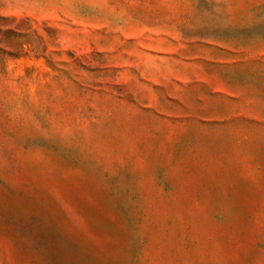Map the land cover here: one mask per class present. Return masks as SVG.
I'll return each instance as SVG.
<instances>
[{
	"label": "rangeland",
	"instance_id": "rangeland-1",
	"mask_svg": "<svg viewBox=\"0 0 264 264\" xmlns=\"http://www.w3.org/2000/svg\"><path fill=\"white\" fill-rule=\"evenodd\" d=\"M0 264H264V0H0Z\"/></svg>",
	"mask_w": 264,
	"mask_h": 264
}]
</instances>
